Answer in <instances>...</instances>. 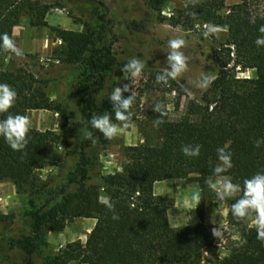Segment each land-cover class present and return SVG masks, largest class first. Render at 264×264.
I'll return each instance as SVG.
<instances>
[{
	"label": "trees",
	"instance_id": "trees-1",
	"mask_svg": "<svg viewBox=\"0 0 264 264\" xmlns=\"http://www.w3.org/2000/svg\"><path fill=\"white\" fill-rule=\"evenodd\" d=\"M165 1L148 0L158 12ZM182 1L183 8L171 19L173 27H190L193 22H202L225 29L227 37L212 50L220 68L218 75L200 98L188 100L184 118L170 122L165 105L147 113L149 121L164 126L162 143L129 147L128 163L122 172L104 176L101 187L88 186V167L95 163V155L87 150L95 147L96 140L104 138L97 129L91 128V117L107 113L111 122H124L115 120V111L122 109L119 102L110 100L111 94L102 103L98 101L105 88V73L113 62H103L102 50L94 47L90 34L68 30L58 31L67 48L63 61L71 65L87 64L85 85L76 95L86 133L81 142L80 160L70 173L68 183L61 188H48L43 184L35 193L41 186L36 173L49 164L48 148L58 139L54 131L30 128L27 145L22 151L12 150L0 136V183L10 181L18 188L31 183L33 197L28 201L26 216L32 221L35 234L45 229L61 231L74 218L96 220L85 244H70L61 255L52 259V264H202L205 250L217 241L212 227L204 220L208 180L220 176H229L234 184L240 185L241 191L234 194L229 203L227 219L231 227L242 231L243 240L219 264H264V239L257 238L256 228L247 224L248 218H234L230 210L231 204L243 196L244 180L264 173V144L255 146L257 140L264 139V46L255 43L258 37L264 36L259 32L260 26L264 25V15L254 13L248 0H238L239 3L231 7H226L228 0ZM225 8L229 11L222 15ZM24 10H28L31 26H47L45 17L49 6L32 0H0V35L7 33L14 41L13 29ZM94 15L97 22L104 21L98 11H94ZM253 20L255 23L251 22ZM9 52L0 47V83L10 85L17 97L8 112L1 113L0 120L9 113L62 112L36 86L38 81L31 72L4 68L1 55ZM247 71H254L255 76H239ZM158 75L166 73H151L145 84L146 90L168 86L185 95L171 77L166 76L167 84L158 83ZM131 96L122 93V99ZM136 107L137 98L133 96L129 123L133 121ZM160 121L162 123H158ZM185 145H200V155L186 156L182 152ZM225 146L232 154L233 167L215 173L213 170L220 163L217 149ZM191 176H195L201 188L200 223L174 228L169 223L168 202L154 193V185ZM71 185H76L77 193L68 191ZM100 189L107 195L106 201L100 200ZM17 244L26 253L28 264H33L34 239L26 237Z\"/></svg>",
	"mask_w": 264,
	"mask_h": 264
},
{
	"label": "rangeland",
	"instance_id": "rangeland-1",
	"mask_svg": "<svg viewBox=\"0 0 264 264\" xmlns=\"http://www.w3.org/2000/svg\"><path fill=\"white\" fill-rule=\"evenodd\" d=\"M32 1L49 6L45 17L47 26H31L28 10H24L18 25L14 27L16 37H13L23 55L16 56L10 51L2 54L1 60L8 71L24 69L31 72L38 81L36 86L47 95L54 106L62 109V112L35 110L27 115L30 128L51 130L58 135V139L48 148L49 164L36 173V179L41 186L36 188L35 193L42 189L43 184L48 188H61L68 183L70 173L80 160L81 142L86 133L82 109L76 95L85 85L84 73L87 64L71 65L63 61L67 48L59 36V30L90 34L94 47L102 50L103 62H113L112 67L105 73V88L98 96L100 103L114 88L123 89L125 84L129 86L127 93L137 98V107L129 126H121L117 135L110 140H96L95 147L87 150L89 154L95 155V163L88 167L89 187H101L104 176L122 172L128 163L129 147L144 143H162L164 126L149 121V111L165 105L169 111L170 122L181 120L185 116L188 100L200 98L206 90L198 87V83L203 80L202 74L209 76L211 82L220 71L212 50L226 40L227 31L217 27L216 33H209L205 38L203 33L206 29L202 22H193L190 27H173L171 19L183 8L182 0H166L160 12L154 10L148 0ZM248 1L254 13L264 15V0ZM238 3V0H228L226 7ZM94 11L103 16V22H97ZM228 11L225 8L221 14L225 15ZM176 38L185 41L179 51L187 58V69L173 80L183 89L185 95H180L168 86L146 90L145 84L151 73L172 71L171 62L168 60L172 49L168 47V41ZM132 58L144 63L139 77L132 75L134 69H125ZM239 76L254 77L255 72L247 71ZM222 177L226 176L208 180L204 220L212 229H220L223 235L216 238L214 246L205 250L202 264H219L243 240L242 231L231 227L227 219L229 203L234 195L220 200L209 185V181L215 182ZM194 178L195 176L188 179H168L154 185V193L168 202L169 223L174 228L200 223V206L194 209L191 199L198 192L201 202V188ZM31 187V183L20 188L10 181L0 183V264H28L26 253L17 244L18 240L26 237H32L36 244L32 263L52 264V259L61 255L70 244H85L95 228L94 219L74 218L61 231L45 229L35 234L32 221L26 216L28 201L33 197ZM68 191L77 193L76 185H71ZM100 200H107L103 189H100ZM247 224H251L250 219Z\"/></svg>",
	"mask_w": 264,
	"mask_h": 264
},
{
	"label": "clouds",
	"instance_id": "clouds-1",
	"mask_svg": "<svg viewBox=\"0 0 264 264\" xmlns=\"http://www.w3.org/2000/svg\"><path fill=\"white\" fill-rule=\"evenodd\" d=\"M255 23V21H251ZM206 31L203 33L205 38L208 37L209 33H216L218 31L216 26L211 24L204 25ZM259 32L264 34V25L260 26ZM185 41L182 38L170 39L168 41V47L172 49V53L168 56V60L171 62L172 71L166 73V75H158L156 81L167 84V77L175 79L181 73L187 69V58L182 52L179 51L184 46ZM257 46H264V36L258 37L255 41ZM0 47L5 50H10L15 53L16 56H22L23 52L18 48L15 42L9 37L7 33L0 35ZM134 69L132 75L139 77L141 71L144 68V63L132 58L129 63L125 66V69ZM202 82L198 83V87L206 89L210 83V77L203 75ZM122 91L128 92L129 86L124 85L123 89L116 87L113 89L110 100L119 102L120 109L115 111V120L124 122L122 125H117L111 122L109 114L104 115H93L89 121L91 128L97 129L103 134L105 139L110 140L117 135L120 127L127 128L129 126V120L131 112L129 111L130 106L133 103V96L128 99H122ZM17 97L16 91L6 83H0V112H8L13 106ZM162 123V121L158 122ZM30 129V120L27 115L11 114L0 120V136H3L6 143L14 151H22L27 145V134ZM89 138L92 133L89 132ZM95 143V141H93ZM264 144V139L256 141L255 146L260 147ZM226 147H220L217 149V156L220 163L214 168L215 173H222L231 169L232 154L226 151ZM200 145H185L182 146V152L189 157H198L200 155ZM209 185L216 191V196L220 200H224L225 197L231 198L234 194L241 191L239 184H234L229 176L222 177L215 182L209 181ZM192 202L195 205L194 209L200 204V194L197 192L192 196ZM111 208L112 205H109ZM231 214L234 218H248L251 220L249 227H255L257 231V238L264 239V173H257L249 179H245L243 182V196L236 200L235 203L230 206ZM220 212V209H217ZM255 213V215H252ZM116 217H114L115 219ZM214 222V221H213ZM212 234L216 238H220L223 233L218 228L212 229Z\"/></svg>",
	"mask_w": 264,
	"mask_h": 264
},
{
	"label": "crops",
	"instance_id": "crops-1",
	"mask_svg": "<svg viewBox=\"0 0 264 264\" xmlns=\"http://www.w3.org/2000/svg\"><path fill=\"white\" fill-rule=\"evenodd\" d=\"M13 37H14V38L16 37L15 29H14V31H13Z\"/></svg>",
	"mask_w": 264,
	"mask_h": 264
}]
</instances>
